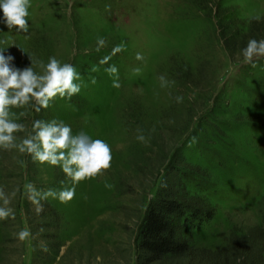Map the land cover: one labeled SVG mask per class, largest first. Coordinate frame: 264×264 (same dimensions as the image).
<instances>
[{"label": "rangeland", "instance_id": "1", "mask_svg": "<svg viewBox=\"0 0 264 264\" xmlns=\"http://www.w3.org/2000/svg\"><path fill=\"white\" fill-rule=\"evenodd\" d=\"M30 3L27 33L9 30L0 10V48L17 68L36 62L39 74L38 62L50 57L72 64L81 90L57 95L39 112L34 103L10 109L26 129L16 142L35 120L63 121L73 135L108 143L112 161L102 175L76 184L71 201L48 197L59 213L40 216L27 186L59 192L72 181L59 166L0 148V188L15 214L0 220V264H136V231L163 154L180 144L197 167L187 188L215 207L210 219L183 231L195 245L222 246L233 231L264 223V57L253 66L242 55L250 39H264V0ZM98 38L106 42L99 51ZM120 44L124 50L113 55ZM112 65L118 76L106 71ZM139 150L149 158H134ZM22 228L32 232L23 242ZM49 240L57 252H46Z\"/></svg>", "mask_w": 264, "mask_h": 264}, {"label": "clouds", "instance_id": "2", "mask_svg": "<svg viewBox=\"0 0 264 264\" xmlns=\"http://www.w3.org/2000/svg\"><path fill=\"white\" fill-rule=\"evenodd\" d=\"M31 7L30 0H0V10L3 12V23L9 30L27 33L29 23L28 9ZM106 44L105 40L98 38L97 51ZM124 50V45H116L112 54ZM5 48H0V148L10 150L16 149L22 154H29L35 161L41 164L48 163L59 166L67 178H70L73 186L63 188L59 192L52 189L40 192L32 185L27 186L28 199L36 205L35 211L39 215L43 211L41 200L48 197L58 198L61 203L71 201L75 196V185L85 179L102 175L111 168L112 149L102 139H90L84 133L72 134L71 126L63 121L35 120L32 123L31 132L25 135L17 143L15 133L25 132V126L10 118L12 108H23L25 105H35L36 112L47 109L49 102L57 95L61 98L71 97L81 90V85L74 81L79 80V73L70 63H63L50 57L47 64L38 62L43 69L42 74L34 71L31 66L23 69L15 67L11 62L12 55L4 54ZM243 60L246 64H253V58L264 57V39H250L242 50ZM110 57H105L101 63H106ZM137 59H142L137 54ZM254 66V64H253ZM110 74L118 76L115 65L106 69ZM95 83V80L92 81ZM113 87L119 88L118 78L113 80ZM180 99L179 97L177 98ZM143 140V136L137 137ZM15 191L12 196H15ZM0 220L15 214L8 205L11 200L3 188H0ZM32 236L30 228H22L17 233L20 241L28 240Z\"/></svg>", "mask_w": 264, "mask_h": 264}, {"label": "trees", "instance_id": "3", "mask_svg": "<svg viewBox=\"0 0 264 264\" xmlns=\"http://www.w3.org/2000/svg\"><path fill=\"white\" fill-rule=\"evenodd\" d=\"M185 82L195 81L190 78ZM145 152L136 151L134 158L148 159ZM164 157L166 161L161 166L157 163L162 172L155 192L148 199L138 223L136 264H264V223L251 225L240 233L233 231L226 244L215 248L197 246L183 233L210 219L215 207L203 195L187 188L185 181L196 175L197 167L186 159L182 144L169 150L167 155L164 153ZM154 161L156 163V159ZM21 182L20 177L19 186ZM40 203L43 205L40 216L59 213L48 198ZM44 236L46 238L47 234ZM57 247L55 241L49 240L45 250L57 252Z\"/></svg>", "mask_w": 264, "mask_h": 264}]
</instances>
